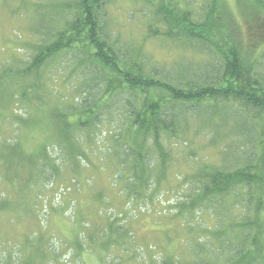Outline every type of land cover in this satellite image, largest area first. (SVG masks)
Segmentation results:
<instances>
[{"label":"trees","instance_id":"16d2710c","mask_svg":"<svg viewBox=\"0 0 264 264\" xmlns=\"http://www.w3.org/2000/svg\"><path fill=\"white\" fill-rule=\"evenodd\" d=\"M109 1L75 0V14L63 21L62 30L52 32L48 28L53 39L44 45L36 44L38 48L32 57L24 61L16 58L15 55L20 53L18 49L14 50L10 61L2 57L0 121L8 119L4 114L9 113L10 121L16 124L19 115L9 108L20 102L27 101V107L31 104L40 110L48 107L41 115L27 116L21 123L26 126L37 124L45 136L49 134L51 145L56 146L58 142L64 150L57 158L59 164L69 160L67 155L80 156L77 152L87 160L94 150L100 157L113 155L118 166L115 184L127 185L124 193L139 197L147 182L159 183V175L156 176L154 170L159 164L165 171V160L169 156L163 146L164 137L169 140L175 136L179 122L188 112H198L195 117L204 119L217 103L225 107L240 105L256 112L262 125L260 131H256L258 135L247 121L249 119L242 120L241 125L234 116L230 119L236 132L225 150L232 149L229 156L235 153L238 165L228 170L193 165L194 178L200 186L183 208H211V215L216 216L214 207L207 204L232 202L233 206L235 226L213 233L214 241H198L194 250H190L193 264H209L204 259L206 256L214 264L217 261L221 264H264L263 146L260 157L255 161L251 159L255 150L251 144L264 145V75L260 71L264 67V0H244L246 5L240 8L237 3L244 32L237 25L239 20L229 12L225 0H145L152 5L151 16L158 23L149 26L146 38L164 37L202 50L206 55L207 62L202 67L196 66L188 73L181 70L187 74L184 79L174 69L165 73L158 67L145 69L142 66L145 58L133 61V55L114 47L103 29ZM37 22L38 27L41 20ZM61 53L66 54L65 57L71 55V60L83 64L78 71H71L77 73L76 82L80 84L81 93L70 105H65L64 99L58 97L59 103L57 100L49 106L46 100L49 97L57 99V96L49 89V78L41 79L40 72ZM70 64H65L66 70L70 69ZM86 80L90 85L85 84ZM105 114L112 122L120 124L119 129L124 133L109 131L110 138L104 135L102 140L95 141L89 132L93 134L105 125ZM225 122L227 124L228 119ZM14 126L16 133L19 124ZM121 138H126V142ZM113 141L118 143L117 146H113ZM3 142L0 138V150ZM18 144L15 140L3 150H6L5 154L11 152L8 170L21 174L31 159L34 160L35 151L23 154ZM92 147L94 150L89 153ZM47 148L45 146L41 151L46 158L50 156ZM36 167L37 164L33 166ZM137 189L139 193H136ZM147 190L151 188L144 190L149 194ZM10 205L5 199L0 201V213ZM234 227L240 231L238 236L241 234L236 245L229 239ZM184 263L180 255L174 261L168 256L150 264ZM25 264L32 262L26 260Z\"/></svg>","mask_w":264,"mask_h":264},{"label":"rangeland","instance_id":"374dc122","mask_svg":"<svg viewBox=\"0 0 264 264\" xmlns=\"http://www.w3.org/2000/svg\"><path fill=\"white\" fill-rule=\"evenodd\" d=\"M237 3L239 8L246 5L244 0H225L244 32ZM75 7V0H0V61L2 57L10 61L17 49L22 54L15 55L16 58L24 61L32 57L38 48L36 44L44 45L53 39L47 29L62 30L63 21L75 14ZM151 12L152 5L145 0H110L103 29L114 47L133 55V61L145 58L142 64L145 69L158 67L162 73L174 69L183 79L187 74L181 70L188 73L207 62L202 50L190 45L184 46L164 37L146 38L149 26L158 24ZM38 20L41 24L37 27ZM65 55L61 53L55 57L40 72L41 79L49 78V89L57 96V99L49 97L46 100L49 106L57 100L59 103V98L70 105L81 93L80 84L76 82L77 73L71 71H78L83 64ZM68 62H71L70 69L66 70ZM17 63L20 65V61ZM260 71L264 75V67ZM85 84L90 85V81L86 80ZM27 106L26 101L9 108L20 118L15 129L17 137L16 124L10 121L9 113L4 114L8 119L0 121V138L4 141L0 150L4 155H0V195L3 196L0 201L5 199L11 203L0 213V260L3 259V264H25L26 260H31L32 264H150L168 256L174 261L180 255L184 264H193L190 250H194L198 241H214L213 233L235 226L232 202L207 204L214 207L216 216L211 215V208L201 211L183 207L200 186L194 178V164L220 170L238 165L236 154L229 156L232 149L225 150L236 132L230 119L234 116L240 125L242 120L249 119L256 133L262 127L256 112L240 105L225 107L222 103L215 104L204 119L195 117L198 112H188L179 122L175 136L169 140L164 137L163 146L169 156L165 160V171L159 164L154 170L155 175H159V183L147 182L145 189L151 188L147 190L150 195L144 189L141 196L133 197V193H124L127 185L115 184L118 166L113 155L100 157L92 147L89 153L94 152L89 160L77 152L80 156L67 155L69 160L59 164L57 158L64 150L58 142L56 146L51 145L49 134L45 136L37 124L21 123L27 116L41 115L48 107L40 110L31 104ZM103 119L104 126L93 134L89 132L91 139L100 141L104 135L108 139L111 137L109 131L124 133L119 129L120 124L112 122L108 114ZM15 140L23 154L35 151L36 162L31 159L21 174L8 170L11 152L5 154ZM120 140L126 142V138ZM112 143L113 146L118 144ZM251 145L255 149L251 159L255 161L264 145ZM45 146L50 155L47 158L41 155ZM239 232L234 227L229 236L234 245L241 235L238 236ZM204 259L214 264L210 257ZM216 264L221 263L217 261Z\"/></svg>","mask_w":264,"mask_h":264}]
</instances>
